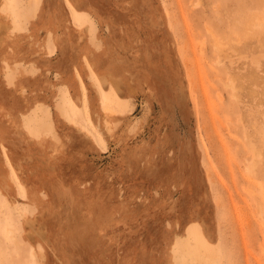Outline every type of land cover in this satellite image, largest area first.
Here are the masks:
<instances>
[{
	"label": "rangeland",
	"instance_id": "1",
	"mask_svg": "<svg viewBox=\"0 0 264 264\" xmlns=\"http://www.w3.org/2000/svg\"><path fill=\"white\" fill-rule=\"evenodd\" d=\"M0 264H264V0H0Z\"/></svg>",
	"mask_w": 264,
	"mask_h": 264
},
{
	"label": "bare ground",
	"instance_id": "2",
	"mask_svg": "<svg viewBox=\"0 0 264 264\" xmlns=\"http://www.w3.org/2000/svg\"><path fill=\"white\" fill-rule=\"evenodd\" d=\"M2 5H3V4H2ZM255 17L257 18V15H255ZM260 20H262V19H260ZM260 20H258V21L261 22ZM254 22H255V21H254ZM259 22H258V23H259ZM256 23H257V22H256ZM256 23H255V24H256ZM255 24L253 23L252 25L255 26ZM256 25H257V24H256ZM218 49H219V48H218ZM34 257H36V256L34 255ZM36 258H37V257H36Z\"/></svg>",
	"mask_w": 264,
	"mask_h": 264
}]
</instances>
